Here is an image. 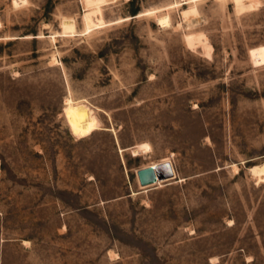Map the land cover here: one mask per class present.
<instances>
[{
    "label": "rangeland",
    "instance_id": "374dc122",
    "mask_svg": "<svg viewBox=\"0 0 264 264\" xmlns=\"http://www.w3.org/2000/svg\"><path fill=\"white\" fill-rule=\"evenodd\" d=\"M191 6L0 0V264H264V0Z\"/></svg>",
    "mask_w": 264,
    "mask_h": 264
},
{
    "label": "water",
    "instance_id": "95a60500",
    "mask_svg": "<svg viewBox=\"0 0 264 264\" xmlns=\"http://www.w3.org/2000/svg\"><path fill=\"white\" fill-rule=\"evenodd\" d=\"M138 185L149 186L157 180H165L173 177L172 166L169 162H163L153 166H146L136 172Z\"/></svg>",
    "mask_w": 264,
    "mask_h": 264
},
{
    "label": "bare ground",
    "instance_id": "6f19581e",
    "mask_svg": "<svg viewBox=\"0 0 264 264\" xmlns=\"http://www.w3.org/2000/svg\"><path fill=\"white\" fill-rule=\"evenodd\" d=\"M197 1L198 0H189V2L192 3V6L189 9H186V10H183L182 11L181 14H182V17L184 19H187V18H189L191 16L196 15V13H197V10H196V3H197ZM159 25L160 26H168L169 25L168 18L167 19H162L161 22L159 23ZM168 162L170 163V166H172L171 165V162L170 161H168ZM172 170H173V168H172ZM257 170H259V169L257 167H255V168H252L250 171L252 172V174H255ZM174 177H175V174H174V170H173V177H171L169 179H165V180H160V181L165 182L166 180H170V179H172ZM157 182H159V181L157 180L155 183H153L151 185H155ZM151 185H149V186H151ZM147 187L148 186H142L141 188H147Z\"/></svg>",
    "mask_w": 264,
    "mask_h": 264
}]
</instances>
